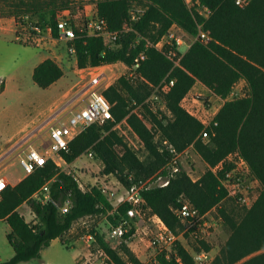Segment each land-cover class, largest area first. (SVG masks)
<instances>
[{"label":"trees","instance_id":"1","mask_svg":"<svg viewBox=\"0 0 264 264\" xmlns=\"http://www.w3.org/2000/svg\"><path fill=\"white\" fill-rule=\"evenodd\" d=\"M83 1L0 0V17L18 19L29 15L42 28L52 26L55 38L59 37L57 15L70 9L77 35L74 56L79 68L118 62L132 68L137 55L145 53L139 69L143 79L121 76L103 91L112 104V120L103 125L93 124L76 136L69 143L68 152H63L65 161L71 164L92 149L104 164L102 173L114 174L130 187L133 183L128 179L130 174L136 180L146 179L167 163L169 155L159 151L154 139L158 131L179 151L193 145L207 165L199 180L194 182L181 170L168 186L142 192L148 207L179 233L182 223L173 213L178 198L184 195L202 214L220 205L227 191L220 187V176L211 169L237 152L247 162L261 192L238 219L221 211L231 233L214 264H264V0H250L246 6L236 4V0H192V5L187 0H97V14L107 20L108 30L119 32L112 48L102 38L87 37L80 31L85 23ZM196 1L209 9L208 16L197 11ZM134 2L145 11L138 21L130 23ZM173 24L192 38L197 37L201 25L211 38L206 42L195 40L184 54L176 49L180 58L176 67L165 54L146 46L148 41L159 40ZM127 28L130 29L125 32ZM63 74L62 67L48 58L35 67L32 79L38 87L46 89ZM241 80L248 86V95L224 102L214 119L217 125L209 127L210 140L204 143L199 137L203 124L181 106V101L197 82L225 100ZM155 87H159L173 115L167 124L144 103ZM3 90L1 82L0 93ZM119 123H124L144 147L147 153L144 160L113 129ZM117 147L122 149L121 154ZM66 203L68 211L62 213ZM24 204L30 206L35 223L27 221L20 212ZM126 207L120 210L124 212ZM112 209L100 190L81 189L73 174L61 171L53 160L47 159L17 184H7L1 189L0 221L10 228L6 237L13 256L0 264L38 259L41 251L58 238L68 248L64 236L75 222L106 215ZM96 246L110 257L112 264H143L126 245L117 252L97 235ZM203 246L210 249L208 244ZM158 260L160 264H194L193 256L181 242L170 259L159 255Z\"/></svg>","mask_w":264,"mask_h":264},{"label":"rangeland","instance_id":"2","mask_svg":"<svg viewBox=\"0 0 264 264\" xmlns=\"http://www.w3.org/2000/svg\"><path fill=\"white\" fill-rule=\"evenodd\" d=\"M190 5H192V2H190ZM133 7H137V5H134ZM5 30L14 32L13 30H16V28H14V25L11 24L9 26H6ZM40 35V37H42V40L35 42L32 41L30 44L17 41L15 34L13 33L0 35V83H5V90L0 93L1 152L4 151L2 149L7 145V142L11 137L16 135L21 128L35 119L39 113L44 111L41 115V118H45V121L38 128H36L35 132L37 133V136L33 137L32 143L34 144V148L37 149L40 154L45 157H49L51 154L49 127L55 122L54 120H57L58 118H61L63 121L67 120V114L65 112L62 113L60 117L52 120L56 115V111H58L65 104V102H67V100L71 98V96H75L78 90H80L81 93L80 95L78 94L79 99L77 101V105H81L85 100V95H83V92L87 88L94 85L100 90L104 86L116 82V80L119 77L123 76L122 74L127 70L125 67L126 65L118 62L110 67H103L95 70L93 75H89L88 71H85L82 74V77H80L75 72L77 70V62L74 54L69 50L70 42L65 39H53L47 34L46 30L44 29L41 30ZM112 45L113 44H110L111 48ZM186 50L187 49L185 47L181 49L183 53H185ZM46 56L54 59L62 67L64 75L60 78L56 85L43 89L35 84L32 79V73L34 68ZM100 71H104L109 79L103 81L102 78H99V82L92 81L94 76H96ZM63 89H69L68 94L65 95L56 104L52 105L53 101L61 94V91ZM154 90L155 89L153 88L151 94ZM248 91L249 90L246 82L244 80H241L233 87V90L230 94V99L245 97L248 95ZM199 94L200 91L198 89H195L189 95L187 94L181 101V106L186 110L187 108H189V104H191V102L193 103L194 98L202 101V104L205 107L206 105L208 106V104L212 103H209L207 97L200 96ZM162 100V104L159 108L156 109V112H153L150 108L149 101H145L144 103L150 108L151 112L154 115L161 119L164 124H167L170 120H173V115L168 109L166 98L163 95ZM221 103V100H217L214 105L215 107H218ZM113 129L117 130L123 141L134 152L137 153L141 160L145 159L147 153L145 152L144 147L140 144L139 140L136 138L133 132L124 123L115 125ZM15 138L13 139L11 144L15 143L16 140H19L18 138ZM154 139L156 144L158 145L159 151L161 153H166L165 151H161V142L164 139L169 141V139L163 135L162 131H158ZM203 142L207 143L208 141ZM15 147L17 148L18 144L17 146L15 145ZM89 150L93 152V158H89L87 156V150L73 163L68 164L67 167L63 168V171L73 174L82 184L84 190H90L93 187L100 186V179H102L104 175H109L110 178L107 179L109 181L113 182L114 179H117V181L120 182L116 175L102 173L104 170L103 162L96 157V154L92 149ZM12 151L13 150H10L7 155ZM24 151L22 150L20 153H23ZM117 151L120 154L122 153V149L120 147H117ZM177 151L179 153V164L181 163V170H184L187 174H189L194 182L199 180V178L207 170V165L203 161L201 156L195 151L193 145L186 147L182 151H179L177 149ZM19 156L20 154H18V156H14L13 159H6L4 162L0 159V170H2V177L5 176L9 180L10 177L12 175H15L18 171L20 172V174H23V168L19 163ZM168 161L158 172H156L149 178L136 180L134 175L130 174L132 176V184H149L156 186L158 184L156 181V176L167 171L166 166L168 164ZM7 165H9L8 168L4 169V167H6ZM174 178H172V180ZM10 181L13 182V180L11 179ZM246 183L251 184V186L255 187V189H252L251 191L254 192V194H257L259 197L261 186L253 181L252 178H249ZM114 186L118 188V185L114 184ZM123 186L127 187L125 185ZM245 209L248 208L241 207L235 202L232 197L226 196V198L220 203V205L208 211V218L213 223L214 228L211 231V236L206 242H196L189 235V233L185 231L186 227L181 222V231L179 233L175 232L178 241L173 247L172 253L176 254L178 243L181 242V244L192 256L195 253H199L202 251L209 253L207 260L201 263H196L194 261V264H214L215 258L219 255L221 248L224 246L231 233L229 226L224 221L221 211H225L229 216L238 219ZM22 211L23 213H25V217L29 222H35L36 218L31 213L30 206L28 204L24 205ZM106 216L107 214L85 217L82 220H78L77 222H75L72 229L64 236V239L67 241L68 248L61 243H55V245L51 247V250L54 251V256L59 257L66 264H75L74 258L80 252L78 257L79 264H99L101 259L97 255V247L95 244H88L85 240V235L90 230H98L104 227V225L106 224ZM144 226V228L139 229L138 233L134 237L128 239L127 243L113 241L108 244L117 252H121L122 247L126 245L131 250V252L135 254L136 257L140 258L143 264H148L150 262V258L154 254V248L151 243L153 239V226L148 220L147 222H145ZM9 231V226L7 225V223L0 221L1 263L8 261L13 256V249L6 237ZM203 243L208 244L210 249L207 250L203 246ZM20 264H40V262L38 259H33L31 261L22 262Z\"/></svg>","mask_w":264,"mask_h":264},{"label":"built area","instance_id":"3","mask_svg":"<svg viewBox=\"0 0 264 264\" xmlns=\"http://www.w3.org/2000/svg\"><path fill=\"white\" fill-rule=\"evenodd\" d=\"M249 1L250 0H236V4L246 6ZM190 2H192V0H187L189 5ZM195 5L197 6L196 9L199 13L208 16L210 11L206 6L200 5L198 1L195 2ZM144 11L145 10L142 7H132L129 15L130 23L138 21ZM15 22V37L17 41L30 44L32 41L35 42L42 40L40 34L41 30L44 29L53 39H65L69 41V50L71 53H75L74 40L77 35L73 25L71 24V12L69 9H64L57 15L56 27L59 31L58 38L53 36L52 26L49 25L46 26V28H42L38 22L33 20L29 15H24L15 19ZM129 29L130 28H127L125 32ZM80 31L87 37L95 36L102 38L105 45L109 47L110 44H113L112 47L116 45L119 36V32H111L108 30L107 20L100 17L97 13L85 15V23L82 25ZM197 39L206 42L211 38L204 32L201 25H199L197 37L192 38L178 25L173 24L159 40L156 42L148 41L146 46L153 47L157 51L165 54V56L174 63V67H176L179 66L180 62L177 52L179 51L184 54L181 49L184 47L189 49L192 43ZM176 49L178 51H176ZM144 59L145 53L142 51L134 59L132 68H129L127 65L125 66L127 70L122 75H126L132 80L143 79L139 69ZM112 65L113 64L86 68L77 67L76 74L82 77V74L85 71H88L89 75H93L95 70L103 67H110ZM99 78H102L103 81L109 79L104 71H100L96 76H94L92 81L99 82ZM173 83L174 81H171V85H173ZM110 85L112 84H108L100 90L94 85L87 88L83 92L85 100L79 106L77 105V101L79 99L78 94L80 95L81 92L78 90L73 98V100H76L75 106L67 111V120L63 121L61 118H58L57 120H54L55 122L49 127L50 156H43L32 146H29V150L27 152L24 151L22 155L19 156V163L26 175L32 173L37 167L43 166L47 159L53 160L56 166L63 171V168L68 166V163L63 157V152H68L69 143L89 126L93 124L103 125L112 120V104L103 93V91ZM154 89L155 90L146 101L150 102V108L153 112H156V109L160 107L163 100L159 87H155ZM230 96L231 95H229L225 100L222 99L223 104L226 100H232L230 99ZM201 104L202 101L194 98L193 103L191 102V104H189V108L186 110L191 116L195 117L203 124L204 129L200 134L201 140L209 141L211 137L209 127L211 124L217 125V123L214 122V119L220 109L212 106V103L208 104V106L206 105V107ZM161 145V151H165L169 155V161L166 166L167 171L165 168V173H161L156 176V181L158 183L156 186L149 184H132L130 187H124L119 181H117V179H114L113 182L107 180L110 178L109 175H104V177L100 179L101 181L99 180L101 185L96 186V188L107 197V199L111 202L113 209L107 214L106 224L104 227L87 232L85 240L88 244L91 243L96 245L97 235L101 236L106 243L113 241L127 243L128 239L134 237L138 233L139 229L145 227L144 224L148 220L153 226V239L151 243L154 248V254L150 258V262L148 264H160L158 260L159 255H164L166 259L171 258V255L173 254V247L176 245L178 238L175 232L164 222V220L158 214L154 213L150 207H148L146 200L142 196V192L146 189L154 187L163 188L168 186L172 178H174L177 173L181 171L179 153L175 146L166 139L162 140ZM86 154L89 158H93V152L91 150H88ZM225 165H229L230 168H225ZM211 171L215 175L220 176V187L225 189L227 191V196L232 197L241 207L249 208L256 202L258 195L251 191L252 189H255V187L246 183L249 178H252L249 166L244 158H242L237 152L229 154L225 160L212 168ZM128 178L129 180H132L131 175H129ZM252 180L260 185L257 180L253 178ZM77 182L79 183L80 188L84 190L82 184L78 180ZM4 183L5 181L1 182V185ZM114 184L118 185V188H116ZM6 185L7 184H5L1 189H3ZM44 190L47 191V188ZM46 197L47 193H45V198ZM124 205H127V207L124 212H122L120 208ZM68 208L69 205L66 203L62 207V213H66ZM173 213L185 225V231L188 232L196 242H206L211 236V231L214 226L208 218L209 214L200 213L199 210L195 208L190 200L184 195H181L178 198L177 204L173 208ZM96 252L101 259L99 264H112L110 257L101 249L97 247ZM208 255V252L202 251L195 253L193 258L196 263H201L208 259ZM177 260L180 262V259Z\"/></svg>","mask_w":264,"mask_h":264},{"label":"crops","instance_id":"4","mask_svg":"<svg viewBox=\"0 0 264 264\" xmlns=\"http://www.w3.org/2000/svg\"><path fill=\"white\" fill-rule=\"evenodd\" d=\"M96 1L97 0H84L83 1V18L85 19V15H89V14H96L97 13V6H96ZM134 5H137V7H142L140 5H138L136 2L133 3L132 7ZM70 10V9H69ZM71 12V10H70ZM72 16V14H71ZM15 19L14 18H5V17H0V35H6V34H9V33H13L15 34V30H13L14 32H11L9 30H5L6 26H9L11 24L14 25V28L15 27ZM7 24V25H5ZM187 49V48H186ZM188 50V49H187ZM186 50V51H187ZM50 57L46 56L44 57V59L41 61L43 62L44 60L48 59ZM52 59V58H51ZM40 62V63H41ZM39 63V64H40ZM38 64V65H39ZM37 65V66H38ZM78 67V66H77ZM35 69V68H34ZM34 71V70H33ZM64 72V71H63ZM76 72V71H75ZM33 74V73H32ZM64 75V74H63ZM60 80V79H59ZM58 80V81H59ZM56 81L54 84H52L51 86L53 85H56V83L58 82ZM4 83V82H3ZM50 86V87H51ZM49 88V87H48ZM195 89H198L200 91V96H205L208 98L209 102H212V106L215 107L214 103L217 102V100H221L222 103L220 104V106H218V109H220L223 105V100L220 98V97H217L216 95H214L212 92H210L208 89H206L202 84L200 83H196L192 89L190 90V92L188 93L191 94ZM4 90H5V83H4ZM3 90V91H4ZM69 89H63L61 91V94L53 101L52 105L56 104L59 100H61L65 95L68 94V91ZM2 91V92H3ZM75 96H71L70 99L67 100V102H65V104L58 110L56 111V115L53 117L52 120L56 119L57 117H60L62 115V113H66L67 116H68V113L67 111L72 108L73 106H75V103H76V100H73ZM66 106V107H65ZM44 112V111H43ZM39 113L35 119H33L31 122L27 123L23 128H21L18 133L16 135H14L13 137H11L9 139V141L7 142V145L2 149L4 150L3 152L0 151V159L4 162L6 159H13L14 156H18V154L22 155V153H20L22 150L25 152H27L29 150V146H32L34 147V144L32 143V139L34 136H37V133L35 132L36 128H38L44 121H45V118H41V115L42 113ZM42 119V120H41ZM17 136V137H16ZM18 138L19 140H16L15 143L11 144V142L13 141L14 138ZM15 138V139H16ZM18 144V147L16 148L15 145L17 146ZM26 148V149H25ZM10 150H13L10 154L7 155V153L10 151ZM18 151V152H17ZM6 155V157H5ZM14 155V156H13ZM0 160V161H1ZM11 164V163H10ZM9 164V165H10ZM7 165L6 167H4V169H7L8 166ZM2 170H0V189L5 185V184H10V185H15L17 184L19 181H21L25 176L26 174L24 173V170H23V174H20V172L18 171L15 175H12L10 177L12 181H10V179L8 180L7 177H2ZM3 181H6L4 184L1 185V182ZM36 197V196H35ZM25 205V204H24ZM21 206L20 208V212L24 215L25 217V213H23L22 211V208L24 207ZM27 205V204H26ZM31 211V209H30ZM32 213V211H31ZM33 214V213H32ZM34 215V214H33ZM35 217V215H34ZM26 218V217H25ZM27 220V219H26ZM82 220V219H80ZM28 221V220H27ZM36 222V220H35ZM34 222V223H35ZM6 223V222H5ZM10 230V228H9ZM55 243H61L62 244V241L61 239H55L53 240L50 245L46 248H44L42 251H41V256L40 258H38L40 264H43V263H46V264H66L65 262H63L59 257H55L54 256V251L51 250L53 247V245H55ZM79 254L80 252L75 256V264H79ZM140 259V258H139ZM1 263V261H0Z\"/></svg>","mask_w":264,"mask_h":264}]
</instances>
